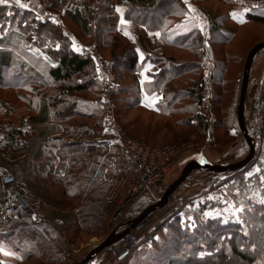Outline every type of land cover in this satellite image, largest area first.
I'll use <instances>...</instances> for the list:
<instances>
[{
	"label": "trees",
	"instance_id": "1",
	"mask_svg": "<svg viewBox=\"0 0 264 264\" xmlns=\"http://www.w3.org/2000/svg\"><path fill=\"white\" fill-rule=\"evenodd\" d=\"M52 1L56 6L52 10H58L59 5L61 7L63 2L69 0ZM113 1L83 0L75 4L68 16L81 26L86 35L91 34V22L96 17L99 27L100 22L101 25L104 24L100 29L104 31L107 25L109 32L111 30L108 26L114 19ZM125 5V19L145 25L151 33H161V37L157 38L160 42L180 46L181 49L196 48V44H200L197 29L185 34L177 33L173 40L169 38L172 32L163 31L168 25V18L186 10L179 0H125ZM98 8L99 12L96 14ZM157 12L159 16L154 18ZM229 16L228 19L238 27L249 23H264V8L252 10L241 25L236 24ZM209 18L210 21L213 20L210 14ZM210 30L214 36L222 37L225 41L220 50L221 55L228 54L231 51L228 45L235 39V32L224 27L219 17L212 21ZM111 39L108 44H101L102 35L100 38L99 34V47L109 46L113 41ZM189 39L193 40L186 44ZM201 51L204 56V50ZM114 57L112 69L118 74V82L124 76V71L135 72L140 65L139 54L131 46L124 47L118 56L114 53ZM91 58L84 50H74L60 27L48 21H40L32 9L19 7L14 2L0 5V93L17 91L20 100L24 103L27 101L33 109L29 118V124L32 125L31 136H28L26 128L16 125L6 135V143L11 150L8 165L27 183L28 198L42 202L51 220L57 222V228H53L34 224L30 218L0 220V245L10 248L11 252L19 256L18 264L59 262L66 248L64 236L67 232L78 237L80 234L89 237L104 234L110 214L106 196L111 179L106 178V166L101 162L100 152L103 147L88 140L69 142L73 138H69L70 136L80 138L90 132L88 122L94 118H97V127L103 126L98 102L96 99L90 100L91 97H96L94 93L100 86L90 79ZM152 61L155 63L156 59ZM215 62V100L220 102L223 96L230 94L227 85L224 86L229 63L227 59ZM119 63L124 66L121 68ZM174 70L176 79L192 70L201 74V64L169 63L155 73L156 82L170 81L175 77ZM200 76L199 79H192V87L177 91L169 97L170 100L166 98L165 106H156L151 110L169 121L187 115L188 110H175L172 107L185 97L193 98L196 107L202 104L206 79ZM242 81L241 79V85L236 88L237 95L231 102L230 122L227 126H224L225 119L215 122L216 130L223 129L219 139L231 133L239 134L236 109ZM24 91L30 92L31 96L23 94ZM91 94L93 95L90 97ZM136 105H142L138 98L131 101L130 106ZM3 108L7 109L8 103L0 96V109ZM176 125L192 131L194 129L200 137L208 130L206 117L198 112L191 114L189 118H176ZM57 134H62L63 137L55 138ZM136 135L132 133V136ZM183 136L189 137L188 133ZM24 148L27 149L24 156L15 154ZM251 168L256 170L248 177V170ZM251 171L253 170L249 172ZM231 175L227 202L212 203L211 207L207 202L201 203L202 206L188 210L186 216L194 219L193 230L182 227L180 218H176L173 224L166 225V229L160 232L165 236L173 230V233H169L172 237L162 242L150 241L155 246L148 254L143 252L146 264H264V161L260 159L255 164L250 163ZM147 195L133 201L129 207ZM227 205L232 206L229 214ZM213 207L220 208L218 218L209 217L207 213Z\"/></svg>",
	"mask_w": 264,
	"mask_h": 264
},
{
	"label": "rangeland",
	"instance_id": "2",
	"mask_svg": "<svg viewBox=\"0 0 264 264\" xmlns=\"http://www.w3.org/2000/svg\"><path fill=\"white\" fill-rule=\"evenodd\" d=\"M80 1L83 2V0H69L63 2V6L60 7L59 5L57 8L58 10H52L53 7H56L52 0H21L22 4L28 5L26 8L36 12V16L40 21H48L60 27L68 36L74 50H84L92 57L90 71L93 77L91 76L90 79L94 80L96 84L99 83L100 86L94 93L96 97H91L93 94L89 96L91 97L90 100L96 99L98 102V108L102 114L103 126L101 128L97 127V118H94L88 122L90 132H86L83 134V137L80 138L70 136L69 138H73L69 139V142L73 143L75 141L88 140L96 142L97 145H101L103 149L100 152V157L102 158V164L106 166V178L108 180L111 173V158L114 149L121 141L120 135L122 133L125 134V138H132L152 146H192V149L181 153L172 170L165 177V190L162 194L157 195L152 192L146 193L148 194L147 197L143 198L132 207H129L131 202L124 210V218L119 221L120 226L116 231V234L121 236L128 229L127 224L132 227L133 222L137 220L146 209L162 199L167 189L178 180L183 170L191 162L197 161L202 165H206V162H209L212 163L211 165L227 167L236 166L249 156L250 148L245 142L246 139L241 129L239 128V134L231 133L219 139L218 137L223 134V129L216 130L215 122L220 119H225L224 126H227V123L230 122V117L232 115L231 107L233 104L231 102L237 95V86L239 88L241 79L243 80L244 66L247 57L256 45L264 42V23H249L241 27L234 25L230 19H228V16H231L230 12L235 10L236 3H240L241 0H235L236 2L234 0H187V3H185V0H179V2L186 7V10L178 13L176 16L173 15L171 18H168V25L163 28V31L172 32L169 38L173 40V38H176L177 33V35L185 34L197 29L199 30L197 37H199L200 41L199 45L196 44V48L181 49L179 48L180 46L174 47L173 44L171 46L166 44V42H160L157 38H159V36L161 37V33H151L145 25H139L132 20H126L127 7L125 5V0L113 1L114 19L108 26L111 31L108 32L107 25L104 31H102L100 27L102 28L104 24L101 25L100 22L99 27V22L96 17L95 20L91 22V34L86 35L81 26L76 24L72 17L68 16V14L72 13L74 10L75 4ZM245 1H249L251 4L254 0ZM12 2H14V0H11L10 3ZM189 4L195 9L194 12L189 11ZM244 4L245 3H243V5ZM262 6H264V0ZM117 9H120V11H117ZM256 9L257 8L253 10ZM98 12L99 8L96 9L95 13L97 14ZM209 14L213 20L219 17L224 27L235 32V39L228 45L231 50L229 51L230 54L223 53V55H221L220 50L223 48L222 46L225 44V41L222 37L218 38L219 36H214L211 33L210 27L213 20L210 21ZM158 16V12L154 14V18ZM148 17L150 18L151 16ZM122 20L126 21V23H121ZM201 25L203 30H201ZM125 32H127L128 35H125ZM98 33L100 34V38L102 35L101 44H104V42L108 44L111 38V40H113L110 42L109 46H101L102 49L105 50L99 47L97 41L99 36ZM192 40L193 39H189L186 44L192 42ZM127 46H131L137 50L140 65H138L135 72L131 73L129 71H124V76L121 78V81L118 82V74L113 72L112 69L115 59L114 53L118 56L121 54L123 48ZM201 50H204V56H202ZM155 59L157 62L155 61L154 63L152 60ZM225 59L228 60L229 65L225 73L226 81L224 86L227 85L230 94L223 96L222 101L217 102L215 100L217 89L215 90L214 88L217 86V81L213 80L216 68L215 61ZM191 62H200L201 74H198L196 70H192L176 79V70H174L175 77L170 81L166 82V80H164L163 82L160 81V83L156 82L157 77L155 73L157 71L159 72L161 68L166 67L169 63L187 64ZM118 65L121 68L124 66L122 63ZM200 75L206 79V87L204 89L205 97L202 100V104L196 107V102L193 98L185 97L177 101L172 108L175 110H188L187 115L178 116L176 117L177 119L189 118L191 114L195 112L205 116L208 123V130L207 133L201 137L195 133L194 129L192 131L191 129L177 126L176 118L173 121H169L166 117L151 110L156 106H165V99H169V97L177 91H183L188 86L192 87V79H199L201 77ZM145 77L147 79H145ZM134 78H137L136 82ZM249 81H252V83L248 85L250 89L247 90V103H245L247 106L244 107V112L247 107L250 118L249 125L246 126L245 121L244 124L249 135L252 136L255 141L254 163L251 162L255 164L260 159L264 161V50L258 52L254 58ZM95 89H97V85ZM23 94H26L28 97L31 96L30 92L26 93L24 91ZM0 96L8 103L7 109H0V155H5L0 165H4L10 172L17 176L8 165L11 157V153L9 154V152L11 150L6 143V135L9 130L15 128L14 125H16L20 128H26L28 130V136H31L32 125L29 124V118L33 114V109L27 101L24 103L22 99L20 100L17 91H3L0 93ZM146 97L148 98L147 100L145 99ZM137 98L140 99L142 105H136V107L130 106L131 101ZM153 98L155 99L154 107L146 106ZM167 101L168 100H166V102ZM237 110L238 109H236V114ZM132 133L137 135L134 137ZM187 133L189 137L185 138L183 135ZM56 137L62 138L63 135L57 134L55 138ZM26 153L27 149L24 148L15 154L24 156ZM250 170L253 171L249 172ZM250 170H248V177L252 176L256 169L251 168ZM249 173H251V175H249ZM231 174L232 173L213 174L193 171L186 178L184 183L172 194L167 205L163 209L154 212L148 216L146 220L142 221L145 223V231L139 238L138 249L135 252L132 264H146V255H144L143 252L146 251V254H148L155 246V243L150 242L151 240L162 242L168 237H172L169 233H173V230L165 236L162 235L160 230L166 229V225L168 224H173L176 218H180L182 227L193 230L194 219L193 217L189 218L186 216L188 210L198 205L202 206L206 202L209 203V207H211L210 205H212V203L227 202V190H230L229 188L232 183V179H230V176H232ZM16 178L22 181L20 177L17 176ZM24 183L26 184V201L36 211V217L43 221H47L46 225L57 228V222L52 221L48 216L49 214H47L43 203L28 198V186L26 182ZM108 194L106 199L110 206V214L104 234L92 237L80 234L82 236L79 235L78 237L76 235L72 236L70 232H67V234H65L66 236H64L66 248L62 253V259L55 264H82L85 257L89 256L93 250L115 235V231L111 225L113 215L116 212V206L109 198ZM149 204L151 205L145 208ZM227 206V214H229L232 212V206ZM219 212L220 208L218 207H213L211 210L207 211L209 217L211 216L213 218H218L220 216ZM0 247H3L7 252H11L10 248L6 246L0 245ZM105 251L106 249L101 251L94 261L100 260ZM0 254V264L19 263L18 255L9 256L5 255L3 252H0Z\"/></svg>",
	"mask_w": 264,
	"mask_h": 264
},
{
	"label": "built area",
	"instance_id": "3",
	"mask_svg": "<svg viewBox=\"0 0 264 264\" xmlns=\"http://www.w3.org/2000/svg\"><path fill=\"white\" fill-rule=\"evenodd\" d=\"M120 142L114 149L111 158V189L109 198L116 206L112 227L115 235L110 238L112 245L98 261L91 264H132L139 245V238L145 231V223L128 229L123 235H117L124 210L134 200L146 193L160 195L164 192L165 177L172 170L181 153L192 149V146H159L147 145L141 141L125 138L120 135ZM187 146V147H186ZM5 155H0L2 163ZM34 224L46 225L36 217V211L26 201V184L4 165H0V220L27 219Z\"/></svg>",
	"mask_w": 264,
	"mask_h": 264
},
{
	"label": "water",
	"instance_id": "4",
	"mask_svg": "<svg viewBox=\"0 0 264 264\" xmlns=\"http://www.w3.org/2000/svg\"><path fill=\"white\" fill-rule=\"evenodd\" d=\"M264 50V42L259 43L256 45L249 53L245 66H244V72H243V81H242V88H241V95H240V100H239V105H238V110H237V116H238V121L240 125V129L244 135V138L248 142L249 148H250V154L249 156L240 164L236 166H217V165H211V164H206L202 165L201 163L194 161L191 162L189 165L186 166V168L183 170L182 174L178 178L174 184H172L162 197V199L157 202L156 204L152 205L148 209H146L143 214L133 222L132 228H134L137 224L140 222L146 220L148 216L153 214L156 211H159L163 209L167 203L169 198L172 196V194L184 183L186 178L193 172V171H201V172H207V173H213V174H225V173H235L237 171H240L247 167L254 159L255 156V141L253 140L252 136L249 135L245 124H244V107L246 103V96H247V90H248V85H249V78H250V71L251 67L254 61V58L256 54L260 51ZM112 245V242L107 240L93 250L89 256L85 257L84 262L82 264H90L96 257L97 255L103 251L104 249L109 248Z\"/></svg>",
	"mask_w": 264,
	"mask_h": 264
},
{
	"label": "crops",
	"instance_id": "5",
	"mask_svg": "<svg viewBox=\"0 0 264 264\" xmlns=\"http://www.w3.org/2000/svg\"><path fill=\"white\" fill-rule=\"evenodd\" d=\"M243 3H245V4L243 5ZM262 4H263V0H254L253 3H251V4L249 3V1L241 0L240 3H236L235 10L230 12L231 13V18L236 23L243 24L245 22V20H246V17L248 15V13H250L253 9H255V8H257V9L264 8V6H262ZM245 9H247V11H245ZM234 12L237 13V15L235 17H233V15H232V13H234ZM253 74H254V72H253ZM251 83H252V81H249L250 85H251ZM249 89H250V86L248 87V90ZM245 106H247V105H245ZM249 118H250V113L248 112V108L246 107L245 108V112H244V121L246 122V126L249 125ZM3 257H4V255H3Z\"/></svg>",
	"mask_w": 264,
	"mask_h": 264
},
{
	"label": "snow or ice",
	"instance_id": "6",
	"mask_svg": "<svg viewBox=\"0 0 264 264\" xmlns=\"http://www.w3.org/2000/svg\"><path fill=\"white\" fill-rule=\"evenodd\" d=\"M10 2H11V0H0V5H9ZM14 3L19 7H25V8L28 7V5L22 4L21 0H14ZM185 3H187V0H185ZM188 8H189V11H192V12L195 11V9H193L190 4L188 5ZM117 11H120V9H117ZM245 11H247V9H245ZM232 15H233V17H235L237 15V13L234 12V13H232ZM121 23H126V21L122 20ZM201 30H203L202 25H201ZM125 35H128V33L125 32ZM77 50H79V49H77ZM141 58H143V57H141ZM145 79H147V78L145 77ZM145 99L147 100L148 98L146 97ZM154 104H155V99L153 98V100L150 101L146 106L154 107ZM249 175H251V173H249ZM0 252H3L5 255H9V256H15L16 255V253H14V252L5 251L3 247H0ZM201 255H204V253H201Z\"/></svg>",
	"mask_w": 264,
	"mask_h": 264
}]
</instances>
